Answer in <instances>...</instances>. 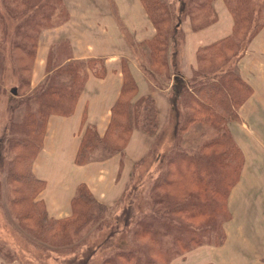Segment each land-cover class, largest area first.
<instances>
[{
  "label": "rangeland",
  "instance_id": "rangeland-1",
  "mask_svg": "<svg viewBox=\"0 0 264 264\" xmlns=\"http://www.w3.org/2000/svg\"><path fill=\"white\" fill-rule=\"evenodd\" d=\"M161 1L165 3V6L166 3H169L168 10L170 12L173 9H177L183 2H187L194 7V9L188 12L189 14L185 13L180 18L179 32L182 40L178 44L175 42V45H173L172 41L167 38L169 55L174 50L175 55H171V62H168L169 65L164 63L165 66H160L153 62L150 48L148 47V43H146L147 40L154 38L159 31H157V27L150 19L143 0H60V3L56 4V6L58 7V11L64 8L65 17L60 22H47L48 27L42 29L37 36L33 55L28 56L27 52H25L26 47H17V44H15L16 39H21L22 41V38L17 37L16 34L14 35V31L6 39L4 48L6 45L11 54H6L5 60L8 68L3 71V79L0 83L1 264H150L142 260V257L146 255L150 256L148 259L151 263L169 264L176 257L186 255L191 250L197 248L190 247V250L185 251L180 248V245L174 244L173 242L176 240V237L181 236L179 232L174 230L170 233V236L161 237L158 239L160 242H156L150 236V233L152 230L158 231L162 229L158 225L147 227V235L143 236L145 238L139 240L134 234L127 231L129 227L133 228V226H127L124 222H120L118 227L114 221L116 217L121 216L123 209L128 205V201H133L134 205L136 204L144 208L143 214L146 216L143 217L144 221L147 219L151 221L153 214H151L152 208L149 207L155 203H157L158 209L165 208L164 204L159 203V194L163 193L165 189L157 187L153 189V180L155 178H162L160 185L165 186L167 185V182H165L167 178L169 180L176 179L175 172L171 167H167L166 162L157 167L160 163L159 159L158 157L154 158L151 153H155L152 149L155 148L157 139H159L158 142L161 141V146L160 148L157 146V149H155L159 153H163L167 149L170 143L169 137L172 133L171 127H167V129L169 128L168 131L164 128L157 139H155L154 135V140L147 154L140 159L139 163L137 162L138 164L133 166L127 190L117 204L106 208L104 206H89L90 204L86 203L79 218L76 217L77 210L80 207L77 205L74 209V216L60 218L61 220L59 221L60 224L69 225L67 231L74 228L71 245H66V240L56 238L57 232L55 233V230H57L58 225L57 223L54 225L50 219L51 217L48 218L49 214L46 205L39 198L41 192L45 190L46 181L42 182V186L41 184L35 185L31 181L33 178H37L32 174L33 163L41 150L40 148H42L40 145H43V140L39 143L40 150L37 147L32 148L34 143H32L31 137L35 138L34 134L29 137L22 133V131L25 133L29 131L25 128L22 131L10 130L9 123L14 121L16 122V128L22 129L25 111H32L33 108L31 106L39 110L40 103H35V99L32 101L31 99L33 98L29 96L30 93L36 91L41 86L45 85V90L48 88L50 91L45 94L52 92L59 93L67 90L73 91L69 77L60 79L57 74L48 76L49 72L47 69L49 66L51 68V64L52 69H55L57 66L63 68L69 64V61H74L75 58L71 57L74 45L72 38H75L79 44L78 47L81 48L83 42L78 40L87 37L89 34L94 39H101L105 33L109 40L113 42L111 45H115L118 41L121 42L122 48L120 49L130 54L131 58L135 60V67L145 77L148 86H152V89L149 88L168 93L171 89L170 84L174 80V67L176 66L179 70L182 68L183 54L187 51L189 38L195 37L193 40L199 46L194 52V67H190L191 74L193 69H197L198 67L200 69L202 65H208L210 59L208 55H210L213 49L211 52H201V50L219 39L230 36L235 21L237 22L236 27L239 30L234 36L236 39H239L246 29H252L257 21L262 22V25L259 27L260 30L247 40V42H250L238 62L239 76L249 86L250 95L237 109V118L227 125L228 131L241 155L242 163L238 180L228 191L225 206L223 204L221 210L216 213L214 224L211 223L212 215L201 214L197 211L190 212L183 209L172 214L170 209H167L166 211H169V213L165 215L166 220H170L171 227L176 228V225L182 223L184 228L197 232L195 236L209 233L214 236L215 233L212 231L219 229L221 226L224 239L225 228L231 227L236 230L246 228L249 230L259 224L257 221L258 214L264 211V202H259V197L264 196V191H262L264 187V156L259 157V33L261 32L262 34L264 32V0H239L241 3H238L236 0ZM41 2L43 3L44 0L35 2L34 7ZM183 5L187 6L186 3H183ZM238 5L241 8H238ZM137 7H140L141 10H139L140 8L137 10ZM31 10L32 7L29 9L25 8L27 14L31 13ZM180 10H177V14ZM139 11L144 15V18H139ZM235 11L238 15L242 16L241 19L238 17L240 21L237 20ZM56 15L55 11L51 18L53 19ZM141 18L142 20H140ZM248 18L249 22H246ZM177 22V19L173 18L169 24L177 26ZM224 26H228L229 29L226 35L219 36ZM209 30L213 33L207 34ZM1 39H4V35L2 34H0V41ZM199 53L200 58H202L201 64H198L196 61ZM154 64H157L159 75L152 72ZM218 66L220 64L216 63V67ZM231 67L232 64H229V68ZM99 72L98 74H101L103 70ZM187 74L189 75V73ZM181 75L185 77L182 71ZM161 87L164 90H161ZM16 89L17 95H13L12 92ZM54 89H58L59 91H53ZM219 89H222V87ZM212 91L216 92L217 90ZM181 106H183L182 102L179 103L180 109ZM54 109L57 113H61L60 111H62L61 108ZM49 111H52V109ZM132 113L131 110L129 114ZM41 118L42 116L39 115L33 119L37 122L36 125H38ZM13 127L15 128V125ZM45 127L46 125L44 124L40 138L44 137ZM215 132L216 130L213 129L211 124L204 125L195 121L188 126V130L182 133L180 141L184 148L187 149L190 146L192 147L191 149L198 150L207 141V137L211 136L209 139H213L214 137L217 139ZM57 159L61 160V156H58ZM167 171H170V173L166 175ZM28 174H31L30 176L33 178L27 179L29 178ZM23 176L27 177L23 182H29L34 187V190L37 191L36 201L39 204L37 203L38 205L35 207L38 209L37 213L40 215H30L31 218H28L26 213L29 206L24 205L23 202L18 203L19 201L12 202L13 198H18L22 195L27 196L25 193H22L21 187H18L19 185L16 182L18 178H22ZM57 180H59V174H56V182ZM134 185L139 186L136 191L133 190ZM59 186L61 187L62 185ZM83 189L86 192L88 191L84 187ZM80 193L82 195L85 194L82 191ZM28 196L31 197L28 199L30 201L35 197H33V194H29ZM152 202L153 204L150 206ZM165 204L168 205V200L165 201ZM90 209L96 212L94 216L89 215L88 211ZM72 212L73 209L71 210V214ZM101 217L104 218L101 219ZM35 219L40 221L41 228L44 230V232L40 233L44 237H37L39 241L22 227H27L32 232H36L33 226ZM152 219L155 222H159L160 218ZM48 224L50 225L49 230H45L43 225L48 228ZM116 230H118L117 234H113L108 239L107 244L100 243L98 245L104 235ZM119 237H122L129 244H133L134 247L141 245L140 247L143 249L138 248V250L145 253V255L132 254L129 256L123 255L125 258L119 257V252L113 246V244L121 246L120 243L115 241ZM207 240V238H202L203 243H207ZM66 247L72 248L69 251V249H65Z\"/></svg>",
  "mask_w": 264,
  "mask_h": 264
},
{
  "label": "trees",
  "instance_id": "trees-1",
  "mask_svg": "<svg viewBox=\"0 0 264 264\" xmlns=\"http://www.w3.org/2000/svg\"><path fill=\"white\" fill-rule=\"evenodd\" d=\"M38 1L39 0H0V34L4 35V39L0 41V83L3 79V71L8 68L5 60L6 54H11L6 45L4 48V44L7 41L6 39L10 36V33L14 31V35L16 34L17 37L22 38V41L21 39H16L15 41L18 48L26 47L27 49L25 48V52H27L28 56L33 55L32 53L36 47L37 36L42 29L48 27L47 22H60L65 17L63 6V9H59V11L56 6V4L60 3V0H44L43 3L41 2L34 7V3ZM236 1L241 3L239 0ZM143 2L145 3L150 19L157 27V31H159L154 38L146 42L150 48L153 62L160 66H165L164 63L169 65L168 62H171V55H175V50L169 55L167 38L172 41L173 45H175V42L178 44L182 40L179 32L181 24L180 18H182L185 13L194 9V7L187 2H183L187 4L186 7L182 3L177 9H173V11L170 12L168 10L169 3H166L165 6V3L161 0H143ZM31 7V13L27 14L25 8L29 9ZM238 8H241V6L238 5ZM178 9H181L178 11L179 17L177 14ZM55 11L57 15L52 19L51 16L54 15ZM235 13L237 14H235L237 20L240 21L242 16L238 15L236 11ZM190 15H192V13H190ZM238 17L240 19H238ZM173 18L177 19V26L169 24ZM246 22H249V18ZM236 23L235 21L233 24V31L230 36L219 39L201 50V52H211L213 49L210 55H208V57L210 56L208 65H202L200 69L199 67L193 69L191 75L187 78L181 75V70L176 66L174 67V80H172L170 84L171 89L169 88L170 91L168 92V101L171 110L169 109L166 118L168 123L166 121L160 131H157V108L155 107L153 98L150 95L136 97L138 90L137 83L130 73L127 61L121 59L123 83L121 85L119 97L112 106L111 122L105 134L102 137L99 136L91 126L87 127L83 133L80 147L75 157V163L78 165L104 159L117 153L122 156L123 149L134 129H139L148 135H155V139H157L164 128L168 131L169 128L167 129V127H171L172 133L169 137L170 143L167 149H165L163 153H159L156 149L157 146L160 148L161 141L158 142L159 139H157L156 149H152L155 153H151L154 158L158 157L159 159L160 163L157 167H160L163 162H166L167 167H171L175 172L176 179L169 180L167 178L165 180L167 185L165 186L160 185L162 178H155L153 180V189L156 187L165 189L163 193L159 194V203L162 205L164 204L165 208L158 209L159 207L156 206L157 203L152 205L153 207L151 206L153 202L150 203L151 207L149 208H152L151 214H153V216L151 217V221L149 219L144 221L143 217H146L143 214L144 208L136 204L134 205L132 203L133 201H128V205L123 209L121 216L114 219L117 226L120 225V222H124L127 226H133V228L129 227L127 231L134 234L139 240L145 238L143 236L147 235V227L158 225L162 227V229H160L161 231L152 230L150 233V236L154 238L156 242H160L158 239L161 237L170 236V233L174 230L179 232L181 236H177L173 243L180 245V248L185 251L190 250V247H198L204 244L218 246L224 241V233L221 226L219 229H214L212 231L215 233L214 236L210 235V233L195 236L197 232L184 228L182 223L176 225V228L171 227V222L170 220H166L165 215L169 213V211H166L167 209H170L172 214L183 209L190 212L197 211L201 214L212 215L211 223L214 224L216 213L221 210L223 204V206H225L229 189L238 180L242 158L228 131L227 125L237 118V109L250 95L249 86H247L239 76L238 62L250 42H247V40L260 30L259 27L262 25V22L257 21L252 29H246L239 39L234 37L239 31L236 27ZM200 53L198 59H196L198 64H201L202 60V58H200ZM216 63H219L220 66L216 67ZM157 64L153 65L152 72L159 75ZM229 64H232L231 68H229ZM104 69L103 60L98 59H75L74 61H69V64L65 67L61 68L57 66L55 69H52L51 64V68L49 66L47 69L49 72L48 76L57 74L60 79L69 77V82L73 86V91L67 90L59 93L52 92L45 94L50 91L48 88L45 90V85L43 83L44 86L30 93L29 96L33 98L31 99L32 101L35 99V103H40L39 110L31 106L33 112L25 111V119L23 116V128L17 129L16 122L11 121L9 123V129L22 131L25 128L29 130L26 133L22 131V133L29 137L34 134L35 138L31 137L32 143H34L32 148L37 147L38 150H40L39 143L43 140V137L40 138V135L43 132L44 124L46 125L48 116H50V114L60 116L71 115L80 92H82L81 90H83L82 88L88 78L89 71L93 72L94 75L100 76L103 74ZM101 70H103V72L98 74ZM220 87H222V89H219ZM150 88L152 89V86ZM161 90L164 89L162 88ZM212 90L217 91L213 92ZM53 91L59 90L54 89ZM13 95H17V89L16 94ZM181 102L183 106H181L180 109L179 103ZM54 108H61V113H57ZM50 109H52V111H49ZM131 110L133 113L129 114ZM39 115L42 116V118L38 125H36L37 122L33 119ZM195 121L204 125L211 124L213 129L216 130L217 139H215V137L209 139L211 137L209 136L200 149L193 150L190 146L186 149L181 144V135L188 130V126ZM14 125L15 128L13 127ZM40 146L42 147V144ZM139 162L140 160L138 163ZM182 171H185V173ZM168 173H170V171H167L166 175ZM28 175L29 178L23 176L22 178H18L19 180H16L19 185L18 187H21L20 190H22V193H25L27 196L22 195L21 197L13 198L12 202L19 201L18 203L23 202L24 205L29 206L26 213L27 217L31 218V216L40 214L37 213L38 209L35 207L39 204V202L36 201L37 191L34 190V187H32L29 182H23L25 178H33L30 176L31 174ZM130 178L129 181L131 180ZM31 181L35 185L41 184L42 186L43 181L40 179L33 178ZM83 187L87 189L85 185H78L76 193L72 197L71 210L73 209V212L70 216H74V209L77 205L80 206L76 213V217L79 218L86 203H89V206H104L106 208L117 204L125 194L128 184L120 198L112 205H104L97 202L89 190L87 189L88 191L86 192ZM138 188V185L133 186L134 191ZM81 191L85 194L82 195V193H80ZM29 194H33L35 200L33 197V200H28L31 198L28 196ZM167 200L168 205L165 204ZM88 213L90 216H94L96 212L90 209ZM48 218L50 217L48 216ZM102 218L104 217H101V219ZM152 218L160 219L159 222H155ZM50 219L54 225L56 223L58 225L57 230H55V233L57 232L56 238L66 240V245H71L74 228L67 231L69 225L59 223L63 218L55 219L51 217ZM34 223L33 226L36 232H32V230L27 227H22L39 241L37 237H44L40 234L44 232V230L41 228V223L38 219H35ZM43 226L45 230H49V224L48 228L45 225ZM117 232L118 230L104 235L98 245L100 243L107 244L108 239L112 237L113 234H117ZM202 238H207V243H203ZM147 239H149V237H147ZM115 241L122 246H115V244H113L117 252H119V254L117 253L119 257L132 254L145 255V253L138 250V248L143 249L140 247L141 245L134 247L133 244L127 243L122 237L117 238ZM61 244L63 243L61 242ZM174 244L172 245L174 246ZM71 248L72 247H66L65 249H69L70 251ZM175 248H177V246H175ZM149 257L150 256L147 255L143 256L142 260L150 264H157L151 263L148 259Z\"/></svg>",
  "mask_w": 264,
  "mask_h": 264
},
{
  "label": "crops",
  "instance_id": "crops-1",
  "mask_svg": "<svg viewBox=\"0 0 264 264\" xmlns=\"http://www.w3.org/2000/svg\"><path fill=\"white\" fill-rule=\"evenodd\" d=\"M138 8L140 7L136 9ZM138 16L144 18L141 11ZM228 29V26H224L219 36L226 35ZM211 30L207 34L213 33ZM193 39H195L193 36L189 38L187 51L183 54L181 71L185 77L191 75L190 67H194V52L199 47ZM72 41L75 45L72 48V58L102 59L105 69L100 76L89 71L83 91L71 115H50L47 119L43 145L33 163V174L38 179L46 181L45 190L41 192L39 198L45 203L48 216L55 219L70 216L71 200L80 184L87 187L97 202L104 205L114 204L124 192L133 166L147 154L152 145L154 135L134 129L122 156L117 153L83 165L75 163L85 129L91 126L102 137L111 122V109L119 97L123 83L121 59L127 60L130 73L137 83L136 97L150 95L153 98L157 108V131L163 128L169 113L168 93L149 88L145 77L135 67V60L120 49L121 42L111 45L113 42L105 33L101 39H94L90 34L80 38L78 41L83 42L81 48L78 47L75 38H72ZM259 146V157H262L264 156V32L259 33ZM58 156L63 160H58ZM44 158L49 162H45ZM55 172L59 174L57 182L56 174H53ZM261 201L264 202V196L259 197V202ZM257 221L259 224L249 230L225 228V239L222 244L198 246L186 255L176 257L169 264H264V211L259 212Z\"/></svg>",
  "mask_w": 264,
  "mask_h": 264
},
{
  "label": "water",
  "instance_id": "water-1",
  "mask_svg": "<svg viewBox=\"0 0 264 264\" xmlns=\"http://www.w3.org/2000/svg\"><path fill=\"white\" fill-rule=\"evenodd\" d=\"M13 94H16V90H13V92H12Z\"/></svg>",
  "mask_w": 264,
  "mask_h": 264
},
{
  "label": "bare ground",
  "instance_id": "bare-ground-1",
  "mask_svg": "<svg viewBox=\"0 0 264 264\" xmlns=\"http://www.w3.org/2000/svg\"><path fill=\"white\" fill-rule=\"evenodd\" d=\"M44 160H45V158H44ZM46 161H48V160L46 159V160H45V162H46ZM53 174H56V172H55V173H53Z\"/></svg>",
  "mask_w": 264,
  "mask_h": 264
}]
</instances>
